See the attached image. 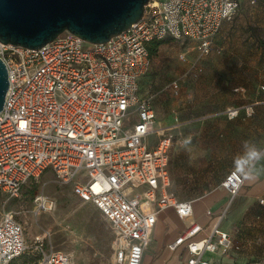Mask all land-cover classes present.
<instances>
[{"label":"built area","instance_id":"obj_1","mask_svg":"<svg viewBox=\"0 0 264 264\" xmlns=\"http://www.w3.org/2000/svg\"><path fill=\"white\" fill-rule=\"evenodd\" d=\"M243 0H150L143 17L103 43H90L65 31L38 49L0 42L10 86L0 112V190L18 196L28 180L51 169L74 192L91 201L114 229L112 264H142L160 213L172 207L191 219L194 201L169 194L168 165L176 133L158 127L150 97L141 93L153 41H193L211 53L226 21ZM185 60V54H181ZM255 113L254 104L233 107L230 119ZM151 135L157 136L154 143ZM246 178L229 172L222 186L235 199ZM41 211L55 201L44 193ZM264 204V199L261 201ZM227 209L206 210L207 223L192 222L168 248L188 250L186 264H222L207 257L231 249L222 228ZM25 228L11 211L0 219V264L27 250ZM37 264H71L70 255L38 242Z\"/></svg>","mask_w":264,"mask_h":264},{"label":"rangeland","instance_id":"obj_2","mask_svg":"<svg viewBox=\"0 0 264 264\" xmlns=\"http://www.w3.org/2000/svg\"><path fill=\"white\" fill-rule=\"evenodd\" d=\"M194 43L183 39L164 42L152 56V67L142 82L143 92L156 106L158 122L166 125L175 117L182 122L186 143L172 151V191L179 198L200 201L197 205L205 200V206L213 203L217 192L225 195L228 201L218 204H226L222 211L227 209L226 219L231 223L233 245L227 256L238 264H264V196L244 211L234 208L237 197L232 199L222 186L243 141L264 149V106H255L252 116L234 119L227 114L232 108H225L253 104L264 94V0H243L235 19L226 21L218 34L220 53L202 55ZM241 83L249 86L246 91H236ZM149 140L154 141L155 135ZM40 193L55 201L54 209L38 208L35 198ZM238 210L243 211L242 218L231 221ZM5 211L22 222L28 245L11 264H37L38 242L68 253L71 264L113 263V226L51 169L28 180L18 196L0 190V219ZM161 219L142 264H157L160 247H165L179 227L168 212Z\"/></svg>","mask_w":264,"mask_h":264},{"label":"water","instance_id":"obj_3","mask_svg":"<svg viewBox=\"0 0 264 264\" xmlns=\"http://www.w3.org/2000/svg\"><path fill=\"white\" fill-rule=\"evenodd\" d=\"M150 0H0V42L38 49L70 31L103 43L129 29ZM10 86L0 56V112Z\"/></svg>","mask_w":264,"mask_h":264},{"label":"crops","instance_id":"obj_4","mask_svg":"<svg viewBox=\"0 0 264 264\" xmlns=\"http://www.w3.org/2000/svg\"><path fill=\"white\" fill-rule=\"evenodd\" d=\"M217 37H218V35H217ZM217 37L215 39L216 48L209 54H212L214 52L220 53L222 50L220 45L217 43ZM168 40H173V39H167V40H165V42H167ZM187 41H189V40H187ZM191 42H193V41H191ZM195 46H196V44H195ZM151 67H152V64H151ZM151 67H150V69H151ZM150 69H149V71H150ZM149 71L141 79V93L147 97H149V96L143 92L142 82H144V80H146L147 75L149 74ZM196 71H197V69H196ZM246 87H249V86L245 85L244 83H241V84L237 85L235 89H236V91H246ZM245 103H247V102H245ZM245 103H242V104L238 103L239 105L238 104L237 105L230 104V105L225 106V108L226 107L227 108L242 107V106L246 105ZM153 104H154V102H153ZM253 104L255 106H264V94L260 95V97H257ZM154 107L156 109L155 105H154ZM156 113H157L158 127H172L176 133L175 142H174V145L172 146L171 151H170V162H171V156H172V151H173L174 146H176V148H177V147H181V146L185 145V143H186V140L184 139V136H183V132L181 130L182 122L180 121L179 117L178 118L175 117L173 119V121L169 122L166 125H162L158 122L157 109H156ZM241 116L247 117L243 111L241 112V114L238 117H241ZM156 141H157V136L155 135V140L152 142L155 143ZM170 162L168 165V170L170 173L171 184L169 186L168 192H169V194L176 196L172 191V188H173L172 174L174 175L175 173L173 170L171 173ZM232 170H235V169L233 168L230 171H232ZM229 172H228V174H229ZM254 176H255L254 179H246L245 184L242 187V189L238 195L239 197L237 196V198H236V200L238 201V204L234 208L238 209L241 207L245 211L248 207H250L253 203H255L259 199V197L264 196V160H261L256 165ZM225 191H226L227 195H230L227 190H225ZM177 198L180 200H193L194 201V216L191 219L183 220L178 216L176 210L172 207H168L160 213L159 218H158V222H157V224H156V226L152 232L150 243L154 239L156 228H157L159 222H161V220H162L161 217L163 216V214L165 212L166 213L168 212V214L171 218H173L179 222V227L175 230V232L173 234H171L169 236L165 247H160V256L157 259V264H172L174 262L176 264H186V260L189 256L188 250L185 247H181L177 252H172L168 248L169 243L173 242L180 235V233H182L189 225L192 224V222L199 221V222L204 223V224L207 223L209 220V217L206 215V210L211 208L214 212L219 213L222 211L223 207L226 204L219 205L218 202L222 201V200L226 201V202L228 201V198H226V196L223 195L221 192H217L216 195L214 196L213 200H212L213 203H210V205H207V206H205L206 205L205 200H201V201L205 202L203 205H197L200 201H198L194 198H179V197H177ZM242 213H243L242 210H238V211L234 212L233 215L231 216V221H237V220L241 219ZM230 225H231V223H228V219H226V217H225L223 222H222V228L224 230L230 232V230L228 229ZM149 246H150V244H149ZM227 251H225L224 249H221L217 253H208L207 257H209L210 259H212L214 262H217V263L238 264V263H235V260H233V259L231 261V259L227 256V253H226Z\"/></svg>","mask_w":264,"mask_h":264},{"label":"clouds","instance_id":"obj_5","mask_svg":"<svg viewBox=\"0 0 264 264\" xmlns=\"http://www.w3.org/2000/svg\"><path fill=\"white\" fill-rule=\"evenodd\" d=\"M241 147V153L233 159V167L236 173L246 179H254L256 165L264 160V149L247 140L242 142Z\"/></svg>","mask_w":264,"mask_h":264},{"label":"trees","instance_id":"obj_6","mask_svg":"<svg viewBox=\"0 0 264 264\" xmlns=\"http://www.w3.org/2000/svg\"><path fill=\"white\" fill-rule=\"evenodd\" d=\"M165 42V40H161V41H153L150 46H149V49H150V54H151V57L153 55H156L158 52H159V48L160 46Z\"/></svg>","mask_w":264,"mask_h":264}]
</instances>
